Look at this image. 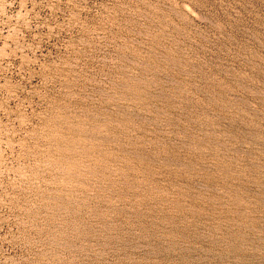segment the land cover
<instances>
[{
	"label": "rangeland",
	"instance_id": "rangeland-1",
	"mask_svg": "<svg viewBox=\"0 0 264 264\" xmlns=\"http://www.w3.org/2000/svg\"><path fill=\"white\" fill-rule=\"evenodd\" d=\"M0 264H264V0H0Z\"/></svg>",
	"mask_w": 264,
	"mask_h": 264
}]
</instances>
